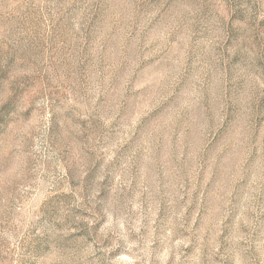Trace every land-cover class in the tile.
Here are the masks:
<instances>
[{"label": "rangeland", "instance_id": "374dc122", "mask_svg": "<svg viewBox=\"0 0 264 264\" xmlns=\"http://www.w3.org/2000/svg\"><path fill=\"white\" fill-rule=\"evenodd\" d=\"M0 264H264V0H0Z\"/></svg>", "mask_w": 264, "mask_h": 264}]
</instances>
